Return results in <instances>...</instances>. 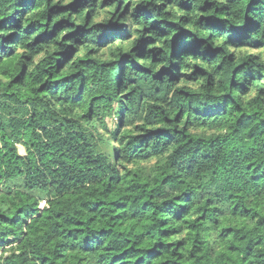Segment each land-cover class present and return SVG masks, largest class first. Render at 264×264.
Segmentation results:
<instances>
[{"label": "trees", "instance_id": "obj_1", "mask_svg": "<svg viewBox=\"0 0 264 264\" xmlns=\"http://www.w3.org/2000/svg\"><path fill=\"white\" fill-rule=\"evenodd\" d=\"M0 264H264V0H0Z\"/></svg>", "mask_w": 264, "mask_h": 264}, {"label": "rangeland", "instance_id": "obj_2", "mask_svg": "<svg viewBox=\"0 0 264 264\" xmlns=\"http://www.w3.org/2000/svg\"><path fill=\"white\" fill-rule=\"evenodd\" d=\"M19 151L21 153H24L25 152V148L23 146H19ZM45 205H46V202L45 201H42L41 207H44Z\"/></svg>", "mask_w": 264, "mask_h": 264}]
</instances>
